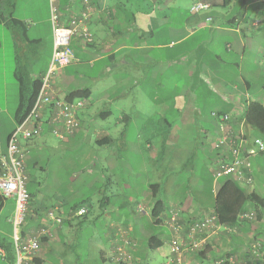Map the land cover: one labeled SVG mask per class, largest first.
<instances>
[{
  "label": "crops",
  "instance_id": "1",
  "mask_svg": "<svg viewBox=\"0 0 264 264\" xmlns=\"http://www.w3.org/2000/svg\"><path fill=\"white\" fill-rule=\"evenodd\" d=\"M3 1L0 0V5ZM199 1L207 2L210 6L205 10L193 11L192 6ZM23 4L28 9L29 5H33V0H24ZM46 4L50 14L52 7H55L61 22L66 26H71L73 18L80 19L83 13L87 14V29L91 39L73 34L70 44L63 50L67 64L52 73L49 79L52 91L57 96L66 98L70 91L84 88L90 89V96L81 98L84 103L77 112L80 128L68 141H62L45 119L38 136L22 140L28 151L26 163L29 167L57 164L56 168L67 176L64 182H55L53 196L39 191L45 187L42 185L38 189L37 200L35 192L29 191L31 199L22 227L23 233L33 234L43 226L48 229V234L41 239L36 260L39 264H53L50 252L57 246H69L86 239L97 250L100 264H118L116 254L119 247L128 253L127 260L120 264H175L177 252L171 243L175 232L168 227V216L164 215L168 199L159 198L152 189L153 185L148 183L156 182V177L149 174L150 166L152 164L160 169L161 163H166V148L161 149L165 140L174 144L181 139L184 144L175 154L181 157L182 153L184 158L188 151V160L182 159L185 167L203 163L198 172H206L211 176L212 163L209 160L213 156L214 142L220 134L217 115L228 113L237 125L247 102L258 100L264 104V0H46ZM30 9L33 10V7ZM30 18L27 14H21L18 21L27 27ZM20 28L24 39L21 45H27V51L29 46L36 45L35 58L43 40L40 37L31 38L28 30ZM122 72L133 75L132 83L143 84L144 90H158L155 86L150 87L151 80L158 86L165 81L172 86L169 94H173V97L166 96L167 100H162L156 92L158 110L154 108L153 115L159 114L156 120L159 126L153 129V134L159 140L163 136L159 145L144 138L142 133L147 131H142V128L133 130L135 126L130 125L131 122L135 124L138 117V122H151V118L148 120L151 116H144L145 101H132L135 110L131 114L124 113V102L117 101L115 108L123 112L122 121L118 125H108L107 120L113 115L112 101H109L112 86L108 80L105 86L100 87L98 84L100 80ZM48 73H41L43 82ZM53 74L57 76L51 80ZM180 74L186 76L187 83H178L176 77ZM31 75L33 78L39 76L32 71ZM259 82L260 87L255 88ZM95 93L107 95L108 98L104 100L108 104L106 110L99 108ZM166 101L178 113V116H172L174 125L170 121ZM208 107H211L210 112H207ZM133 116L136 119L128 120ZM43 117L46 118L47 114ZM123 120H127L126 123ZM196 123H199V127ZM129 132L135 133L134 145L128 141ZM95 136V142L110 144L104 152L100 150L101 158H98V150L89 145ZM108 150L110 157H107ZM4 154L6 152L0 143V155ZM70 154L76 155V162L89 161L92 171L99 168L111 171V186L115 185L113 182L121 181L147 182V188L140 190V184L134 183L138 187L132 191V195L129 194V201L114 200L117 190L112 189L110 194L103 190L102 197H98L96 190L75 202L61 193L67 187L66 183L79 182L81 179L79 170H74V178H70L68 170L75 164L66 159ZM121 156L127 158L124 170L120 164ZM256 157L254 160L259 157L264 160V151ZM254 167L256 172H264V162L261 164L257 160ZM120 171L126 172L125 177L119 174ZM91 181L84 179L78 186L82 189L93 187L95 183ZM255 182V190L263 194L264 181L256 178ZM5 197L7 199L0 211V233L9 236L12 254H15L12 217L16 203L14 198ZM118 202L124 207L120 209ZM129 203L135 204L134 207H125ZM82 207L87 209L86 214L77 215ZM195 210L192 209L190 216L195 214ZM49 211L57 212L62 222L50 219L47 215ZM138 219L141 221L136 222ZM214 228L206 234L205 239L210 244L202 248L204 253L196 250L187 252V259L192 264L220 263L222 256H225L226 263H234L238 258L234 252L242 247L237 240L249 246L256 236L251 237L248 233L260 231V227L245 225L230 228L220 224ZM212 251L215 252V262L210 259ZM0 253L8 258L5 248L0 247ZM244 255L241 256L242 262L249 261L250 253ZM13 261L15 264V257Z\"/></svg>",
  "mask_w": 264,
  "mask_h": 264
},
{
  "label": "rangeland",
  "instance_id": "2",
  "mask_svg": "<svg viewBox=\"0 0 264 264\" xmlns=\"http://www.w3.org/2000/svg\"><path fill=\"white\" fill-rule=\"evenodd\" d=\"M14 5L4 0L2 2V11L9 16H14L18 18L21 14H27L28 17L31 19L30 22H27L28 26V34L31 38L40 37L43 40V44L38 46V51L36 53V57L34 58V52L36 51V45L33 47L29 46L30 48L27 51V45L22 47L23 38L21 37L22 28H15L10 25H6L4 23H0V143L4 144L7 132L10 131L14 125L13 114L18 104V82L15 78L14 72L19 65H24V68H28L29 71H32L35 74L41 75V73H45V75L49 72V65L52 57L53 52V26H52V14L47 11V4L46 0H33V5L26 9L24 7V0H20L18 5V0H14ZM23 4V7H22ZM33 7V10L30 9ZM25 8V9H24ZM24 9V10H23ZM49 14L51 15L49 19ZM20 35V36H19ZM20 37V40L18 39ZM19 41H21L19 43ZM30 51V52H29ZM57 75L53 74L51 76V80H53ZM134 79L133 75H126L125 73L114 74L108 78L100 80L98 84L100 87L105 86L107 83L105 81H110V85L112 86L109 95L112 101V111L113 115L107 120L108 125H118L120 123L121 118L123 117V112L121 109L115 108V103L117 101L124 102L123 109L125 110L124 113L131 114L135 110L132 106V101H145L146 103L143 105L144 116H151L150 123H142L140 118L138 117L135 124L132 122L130 123L131 127H134L136 130L137 128H142L144 138H149L153 141L154 144L159 145L162 142L163 136L161 139L154 138L153 129L159 124L156 123L158 118L157 115L154 114V108L158 107V104L155 101L156 92L159 96L162 97V100H167L166 96H170L169 92H172V86L170 83L164 82L163 85H157L153 80L149 83L150 87L153 88L155 86L158 90H144L143 84L135 85L132 83ZM176 79H178V83H187L186 76L180 74L177 75ZM264 80V79H263ZM104 81V82H103ZM168 81L170 79L168 78ZM262 81V80H261ZM260 81V82H261ZM257 83L255 88L260 87ZM162 88L161 90H159ZM94 97L98 102V106L101 109L106 110L105 108L108 104L104 102L108 97L104 93H95ZM173 97V94L170 96ZM168 103V114L171 115L170 121L173 122L174 125V117L178 116V113L174 110L172 106H170V102ZM110 104V103H109ZM131 105V106H130ZM104 107V108H103ZM158 110V108H156ZM211 107L207 108V112H210ZM172 111V113L170 112ZM172 117V118H171ZM136 119L135 116L129 118ZM146 120V119H145ZM127 121V120H126ZM123 120V123H126ZM146 122V121H145ZM171 122V123H172ZM2 123V124H1ZM179 124V123H177ZM199 127V123H196ZM169 129V125L167 127ZM127 130H131L127 129ZM130 133V137L128 141L131 145H134L136 138H134L135 133ZM169 135V133H167ZM165 136V134H164ZM52 138H54L52 136ZM96 136L94 141L89 144L91 147H94L98 150V158L103 157L102 152L104 149H107L110 144H102L95 142ZM217 140V139H216ZM192 141V140H190ZM166 142V144H165ZM165 148L167 151V161L166 163H161L160 169L150 166L151 170L149 172L150 176L156 177V182H148L152 184V189L157 192L159 198L168 199L166 202V208L164 212L166 216H168V227L174 229L179 228L180 230V237L185 238L186 243H192L196 241L199 245L198 250H203L202 248L205 247V244H210L208 239L206 238V234L208 230L215 229L219 222H217L214 208H215V191L219 184V179L215 180L213 177H210L208 173L203 172L202 174L198 172V168L200 164L203 163H196V164H188L187 167L182 162L183 160H188L190 154L185 155L184 158L177 156L175 153L178 149H181L184 140H177V143H172L170 140H165ZM164 144L161 146L163 149ZM65 146V145H60ZM100 150L102 152H100ZM110 150H108V156ZM75 154H70L66 157L69 160V163H75L73 168H70L69 174L70 178L73 179V171L79 170V174L81 175V179L79 182H82L86 179L88 182L95 183L94 186H87L86 188H81L78 186L79 182L75 180L74 183H66L67 187L62 190V194L65 196L70 197L73 201L77 202L84 197L86 194L95 193L98 190L97 195L98 197H102L104 192L106 193L111 192V190H117L116 194H114V200L116 201H129L128 196L129 194L132 195V191L134 192L138 185H133L134 183L140 184V190L147 188V182H113L114 186L110 184V174L111 171H107L104 169H96V171H92L91 164L88 162H76L75 161ZM79 158V156H77ZM199 158V157H198ZM261 158V157H260ZM261 164L264 160L260 159ZM121 166L124 168L127 165V158L126 156H121ZM57 165V164H56ZM56 165L53 164L52 166L48 167L45 164H39L37 166H28L26 163V167H29L30 176L27 182V189L28 191L35 192L36 200L38 199V189L40 185L45 186L39 191L46 195L53 196L55 194L54 184L55 182H64L67 178L65 173H62L61 170L56 168ZM159 165L158 163L156 164ZM41 166L45 167L42 168ZM44 169V170H43ZM31 173L33 176H31ZM35 173V174H34ZM119 174L121 176L126 175L125 171H120ZM206 176V177H205ZM94 177V178H93ZM160 177V179H158ZM95 179V180H94ZM125 179V178H123ZM161 181V182H159ZM40 182V184H39ZM256 183V182H255ZM253 183L251 185V189H255L257 186ZM110 184V185H109ZM257 189V188H256ZM99 190H102L100 193ZM198 191V192H196ZM264 194V193H263ZM71 200V201H72ZM170 200V201H169ZM135 204H126L125 207L130 208L134 207ZM119 208H123L124 205L118 202ZM196 208L195 214L191 216L190 213L192 209ZM138 208H135V210ZM257 209L253 208L247 213L248 215V222L245 223V226L254 228L260 227V231L253 233L249 232L248 234L252 236H256L250 245H244L243 242L237 240L239 244H242V247L238 248L234 254H237L238 258L235 260L234 263H226L225 256H222L224 259H220V263L214 264H264V214L258 217ZM167 213L170 215H167ZM264 213V212H263ZM198 214H200L198 216ZM5 216V214H3ZM175 215L176 218L172 219V216ZM5 219V217H4ZM3 219V220H4ZM141 219H138L136 222H140ZM86 222V221H85ZM123 223V222H121ZM178 223V224H177ZM263 224V227H262ZM143 227V226H142ZM145 227V226H144ZM152 228V227H151ZM147 232H151L150 230H146ZM205 235V236H204ZM242 236H246L242 234ZM9 238V236H7ZM14 240V238H13ZM172 240V239H171ZM212 244V243H211ZM220 245V243H219ZM235 246V244H234ZM62 248V249H61ZM92 250H89V249ZM213 249V248H212ZM215 252L219 253L216 249ZM214 251L210 253V259L215 262L216 257H214ZM244 253H250L249 258L250 260L242 262L241 256H245ZM52 256V263L53 264H100V259L97 254V250L95 247L90 245L89 242L84 241L74 242L73 245L69 246H57L54 251L51 253ZM15 254L12 257L5 258L3 257L2 253H0V264H14ZM188 257V256H187ZM211 262V261H210ZM118 264L119 260L117 261ZM203 264V263H200ZM205 264V263H204ZM209 264V263H208Z\"/></svg>",
  "mask_w": 264,
  "mask_h": 264
},
{
  "label": "built area",
  "instance_id": "3",
  "mask_svg": "<svg viewBox=\"0 0 264 264\" xmlns=\"http://www.w3.org/2000/svg\"><path fill=\"white\" fill-rule=\"evenodd\" d=\"M54 0H52L53 2ZM210 6L209 3L199 1L196 2L192 9L193 11L205 10ZM87 14L83 13L82 17L73 18L71 26L64 25L59 15L57 14L55 7H52V23L54 34V52L51 61L49 73L44 82L42 83L38 98L32 109V112L20 123L8 141L7 153L0 155V162L3 168V172L0 174V192L7 197L15 199V212L12 217V223L14 226V247H15V264H37L39 250L41 248V239L48 234L46 227H41L33 234L23 233V224L26 221L28 214V206L31 199V194L27 189L28 182V170L26 167L27 149L22 140H31L38 136L41 132V123L45 119L51 130L62 140L68 141L80 128V120L78 117V109L83 105V99L74 101H68L66 98L57 96L52 91L50 83V75L57 70L63 68L68 60L63 54L64 48H66L70 42L73 34L84 35L86 39H91V34L87 29L86 22ZM212 18H210L211 20ZM47 114V117L43 116ZM228 114L222 116V120H227ZM226 127L222 123V128ZM234 140L229 134L218 139L220 144L228 145L231 147V143ZM256 142L260 147L264 146V143L257 139ZM251 150V152H253ZM249 163L246 161L236 160L230 167L226 169V172H234L236 176L242 180L244 178L241 171L243 166H247ZM221 173H219L220 175ZM250 180V179H249ZM87 209L85 207L80 208L77 211V215L86 214ZM48 217L56 222H62V217L57 215V212L49 211ZM176 216L173 215L172 219ZM178 224V223H177ZM174 238L171 243L176 249L177 255L175 258V264H192L187 259V252L195 251L200 248L196 241L192 243H186L185 238L180 237L179 228H174ZM128 256L127 251L123 247H119L116 260L119 262L126 261Z\"/></svg>",
  "mask_w": 264,
  "mask_h": 264
},
{
  "label": "trees",
  "instance_id": "4",
  "mask_svg": "<svg viewBox=\"0 0 264 264\" xmlns=\"http://www.w3.org/2000/svg\"><path fill=\"white\" fill-rule=\"evenodd\" d=\"M7 2L12 5L15 3L14 0H7ZM0 23L15 28L23 27V30H28L22 22L18 21V18L11 15L7 16L2 9H0ZM24 67V65H19L14 72L18 82V104L13 114L15 125L7 132L5 142L2 144L6 153L11 135L17 126L32 112L43 83L42 75L33 78L31 71ZM89 96L90 89H75L68 93L66 99L71 102L77 98H87ZM226 114L228 113L221 112V114L217 115L220 134L216 142H214V149L211 154L213 156L209 160L212 163L210 177H213L215 180L219 179V184L215 191L214 213L219 224L230 228H239L248 222L249 217L247 213H249L253 206L254 209H257L258 217L264 214V194L251 189V185L255 183L256 178L264 181V172H256L254 167L255 162L257 160L260 161V157L257 160H254V158L264 151V146L260 147L256 142L259 139L264 143V104L258 100L247 102L244 106L241 121L237 125L229 114L227 120H222L221 117ZM222 123L226 127L222 128ZM225 134H229L234 140L231 143V147L218 142V139ZM163 147H166L165 144ZM253 149L254 151L251 152ZM236 160L249 163L241 169L244 176L242 180L234 172H226V169ZM2 172L3 168L0 162V174ZM219 173L221 174L219 175ZM6 199L0 192V211ZM11 246L12 244L9 239L0 233V247L5 248L7 257H12L13 255ZM199 253H204V251H199ZM36 263L39 264L37 260Z\"/></svg>",
  "mask_w": 264,
  "mask_h": 264
}]
</instances>
